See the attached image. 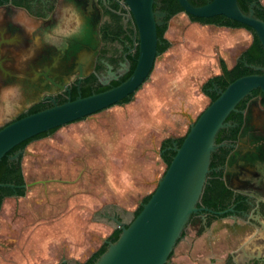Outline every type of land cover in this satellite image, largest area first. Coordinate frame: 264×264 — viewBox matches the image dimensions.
<instances>
[{
    "label": "rangeland",
    "instance_id": "374dc122",
    "mask_svg": "<svg viewBox=\"0 0 264 264\" xmlns=\"http://www.w3.org/2000/svg\"><path fill=\"white\" fill-rule=\"evenodd\" d=\"M166 37L168 48L128 102L27 144L21 163L31 185L3 202L0 264H74L97 252L115 229L101 211L116 206L133 219L168 167L165 142L187 134L211 103L209 81L233 68L254 36L181 13Z\"/></svg>",
    "mask_w": 264,
    "mask_h": 264
},
{
    "label": "flooded vegetation",
    "instance_id": "af4514ba",
    "mask_svg": "<svg viewBox=\"0 0 264 264\" xmlns=\"http://www.w3.org/2000/svg\"><path fill=\"white\" fill-rule=\"evenodd\" d=\"M190 2L203 5V0ZM256 2V7L259 8V4L264 7L263 0ZM61 3L62 0H0V11H10L6 7L8 5L23 8L47 27L54 22ZM77 4L88 19L85 38L72 41L63 54L53 48H41L26 64L19 62L18 58L22 50L28 48V38L15 24L5 22L0 31V82L6 84L18 78L24 85L25 97L21 104L9 92L0 100V129L37 109L40 111L53 106L54 101L61 104L82 96L85 91L97 93L117 86L134 72L140 56L141 38L129 0H77ZM178 4L181 5L179 0H152L158 35L155 63L163 53L159 47L170 44L166 33L172 19L181 13L190 17L184 10L176 11ZM71 22L72 18L69 17L68 23ZM209 89L217 93L219 90L215 84ZM255 91L239 103L238 111L230 114L228 121L231 126L218 134L217 143L225 145L216 152L224 160L212 171L221 173L220 178L230 192L225 209L234 207L236 210L234 214L229 212L224 215L235 216L251 228H255L254 223H259L260 218L264 217V93L261 89ZM62 127L46 132L45 137ZM178 139H170L163 155L171 150L169 148ZM24 149L16 148L9 159L21 163L22 155L19 158L15 156ZM233 151L235 157L230 158ZM16 195L17 191L9 197ZM23 196L18 195V198ZM101 216L114 226L115 216L127 221L116 206L104 208ZM117 230L115 228L112 234ZM61 264L71 263L63 260Z\"/></svg>",
    "mask_w": 264,
    "mask_h": 264
},
{
    "label": "water",
    "instance_id": "95a60500",
    "mask_svg": "<svg viewBox=\"0 0 264 264\" xmlns=\"http://www.w3.org/2000/svg\"><path fill=\"white\" fill-rule=\"evenodd\" d=\"M183 10L199 18L223 15L250 26L258 36L264 50V20L255 13L257 2L245 12L239 0H209L194 5L190 0H179ZM137 19L141 48L137 66L132 75L117 86L78 96L64 103L54 101L53 106L27 114L0 129V161L13 148L45 132L87 118L129 98L149 79L158 53L157 24L152 10V0H129ZM262 73L248 74L235 79L225 90H218V97L192 120L182 144L173 143L175 151L164 175L142 210L130 222L113 217L115 228L121 230L116 241L106 240L107 249L93 264H171V254L183 238L191 219L201 215H224L236 213L234 207L217 211L203 203L205 189L209 184L214 153L224 143H217L222 129L231 126L228 117L238 111L239 103L257 89L264 93V67L251 65ZM23 150L17 152L19 158ZM235 157L231 152L230 158ZM262 182V181H261ZM31 184H26L28 187ZM17 188L15 184L1 183L0 187ZM18 198V195H16ZM235 220L237 217L233 216ZM253 235L262 236L256 252H246L243 246L234 252L236 264H264V217ZM250 241V242H251Z\"/></svg>",
    "mask_w": 264,
    "mask_h": 264
},
{
    "label": "trees",
    "instance_id": "16d2710c",
    "mask_svg": "<svg viewBox=\"0 0 264 264\" xmlns=\"http://www.w3.org/2000/svg\"><path fill=\"white\" fill-rule=\"evenodd\" d=\"M257 0H239V4L241 8L248 12L250 5L253 2H256ZM207 3V0H203V4ZM199 5V4H198ZM176 11H183V8L181 5L178 4V8ZM255 13L256 15L264 20V7L259 4V8L255 7ZM190 18L193 21L201 22L202 24H213L221 27H230V28H246L253 33V41L251 45L243 52L241 59L237 62V64L233 68H227L226 66L223 67V74L216 76L212 78L209 83L208 87H214V84L218 86L219 89L225 90L226 87L233 82L235 79L248 75V74H254V73H261V70H255L251 67V65L264 67V50L262 47V44L258 38V36L255 34L254 30L241 22L234 21L232 19H229L223 15L211 17V18H199L192 15H189ZM163 32H161V35ZM168 48V44L165 46H160L159 49L161 52L166 51ZM256 92V91H255ZM92 93L90 91H85L83 93V97L89 96ZM208 94L211 97V102L214 101L218 97V93L216 91L208 92ZM130 98H126L124 102H128ZM239 106V105H238ZM237 106V108H238ZM39 109L35 110L34 112H37ZM47 133L39 134L22 144L16 146L13 148L7 155L3 157V159L0 161V184L1 183H9V184H15L17 186H21L18 189H14L12 187H0V209L3 204V200L5 197H9L13 195L16 191L18 195L23 196L26 193L25 188L23 185L25 184V177L22 171L21 163H16L15 161H11L9 159L10 154H13V151L16 148H24L27 146L28 143H30L32 140L45 137ZM186 136V135H185ZM184 137H181L177 140L178 145L180 146L184 140ZM220 141V140H218ZM170 140L165 142L164 147L169 145ZM175 155V151L169 150L167 151L163 156L164 160L169 166V164L172 161L173 156ZM223 156L219 155L218 152H215L212 157V163H211V172L209 174L210 181L205 189V193L203 196V203L208 205L210 208H213L214 210L221 211L224 210L227 206V200L230 196V192L228 188L226 187L225 183L221 180V173L220 172H212L213 169L223 163ZM152 194H150L143 203L148 202ZM142 210V205L140 208L134 213L133 219L139 214V212ZM226 215V214H225ZM225 215H209V220L211 217H223ZM209 224V222H208ZM121 233V230L115 231L110 237V241H116ZM107 249V244H103V246L95 252L92 256H90L86 261L78 262L77 264H93L98 257L105 252ZM174 251L172 252L170 258L172 257Z\"/></svg>",
    "mask_w": 264,
    "mask_h": 264
},
{
    "label": "clouds",
    "instance_id": "9594fccd",
    "mask_svg": "<svg viewBox=\"0 0 264 264\" xmlns=\"http://www.w3.org/2000/svg\"><path fill=\"white\" fill-rule=\"evenodd\" d=\"M9 10L0 11V31L5 22L15 24L28 38V48L22 50L19 59L21 63H27L34 58L41 48H53L63 54L71 42L85 38L88 31V19L78 7L77 0H62L55 16L54 22L47 27L31 16L25 9L6 6ZM72 18L69 24L68 19ZM27 56V59H25ZM12 93L21 104L24 103V85L17 78L9 83L0 82V100L6 93Z\"/></svg>",
    "mask_w": 264,
    "mask_h": 264
},
{
    "label": "crops",
    "instance_id": "0c3cea01",
    "mask_svg": "<svg viewBox=\"0 0 264 264\" xmlns=\"http://www.w3.org/2000/svg\"><path fill=\"white\" fill-rule=\"evenodd\" d=\"M239 33L245 36L244 31ZM208 220L209 216L206 219L199 216L195 224L189 225L174 249L171 264H236L233 254L241 247L245 246L246 252L257 251L262 236L251 241L256 227L251 228L231 216L217 217L209 224ZM201 226H204L202 233Z\"/></svg>",
    "mask_w": 264,
    "mask_h": 264
}]
</instances>
